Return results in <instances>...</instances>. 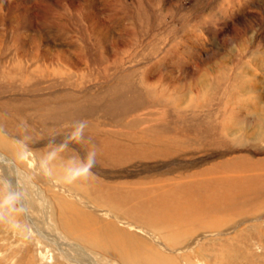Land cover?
<instances>
[{"label": "rangeland", "instance_id": "1", "mask_svg": "<svg viewBox=\"0 0 264 264\" xmlns=\"http://www.w3.org/2000/svg\"><path fill=\"white\" fill-rule=\"evenodd\" d=\"M240 38L246 88L230 106L217 91L192 107L199 74ZM253 53L264 56L262 0H0V264H264V195L219 228L151 230L95 206L58 152L96 178L149 185L233 159L261 164L264 58L255 65ZM42 105L85 115L49 119ZM162 123L180 135L174 153L115 168L89 167L88 148L68 143L87 124L121 138Z\"/></svg>", "mask_w": 264, "mask_h": 264}, {"label": "bare ground", "instance_id": "2", "mask_svg": "<svg viewBox=\"0 0 264 264\" xmlns=\"http://www.w3.org/2000/svg\"><path fill=\"white\" fill-rule=\"evenodd\" d=\"M262 1L264 2V0ZM239 41L238 46L229 50L233 56L221 59L220 66L213 68L210 74L207 72L208 78L199 74L200 77L192 87L197 93L195 99L190 101L192 107H199L210 99L206 94L217 91H223L230 97L227 105L230 106L234 102V98L246 88L248 80L242 78V73L248 69L242 65L246 50L244 42L246 41L244 38H240ZM252 58L255 65H260L259 58L262 59L264 56L255 53ZM232 68L234 71L231 72ZM237 68H239L238 72ZM260 70L261 80L264 81V66H261ZM160 98L165 105H168V100L164 97ZM66 107H44L37 111L49 119H69V121L78 120L85 115L82 110ZM177 114L180 115V112ZM139 123H141L140 120L133 121L128 128H136L140 125ZM86 128L89 130L87 133L75 131L77 142L69 140L68 143L75 144L74 147H76V144L81 142L80 145L86 146L94 161L92 166L97 163L100 167L115 168L135 159H156L166 153H174L175 146L168 147L171 141L178 138L176 144L181 142L180 137L177 136L179 135L178 131L172 130L163 123L141 131L128 132L121 138H115L105 132L103 134L102 129L99 126H93V124H87ZM68 143L66 144L68 145ZM58 152L60 156L68 160L67 163H64L60 159L59 163L60 167L66 171L65 173L69 175L74 188L84 191L95 206L106 208L112 217L124 218L143 227L148 225L151 230L165 229L164 227L171 229L175 227L178 230L193 225L202 229L219 228L225 217L244 216L257 210L258 208L253 204L260 206V199L264 195V172H259L262 169L264 171V162L260 164L233 159L192 173L190 176L188 175L189 177L180 176L177 179L159 180L156 185H149L140 180L108 182L96 178L84 168L85 165L75 158L70 159L74 153L64 148L59 149ZM215 173L221 176L209 179V176L211 177ZM173 218L175 220H172ZM183 231L177 232L181 234ZM110 238H112V234Z\"/></svg>", "mask_w": 264, "mask_h": 264}, {"label": "clouds", "instance_id": "3", "mask_svg": "<svg viewBox=\"0 0 264 264\" xmlns=\"http://www.w3.org/2000/svg\"><path fill=\"white\" fill-rule=\"evenodd\" d=\"M81 123V129L85 126V122L84 121H81L80 122ZM92 165H90V167H91Z\"/></svg>", "mask_w": 264, "mask_h": 264}]
</instances>
